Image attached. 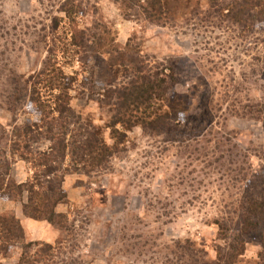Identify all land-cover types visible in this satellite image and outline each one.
<instances>
[{"label":"rangeland","instance_id":"obj_1","mask_svg":"<svg viewBox=\"0 0 264 264\" xmlns=\"http://www.w3.org/2000/svg\"><path fill=\"white\" fill-rule=\"evenodd\" d=\"M64 1L0 0L2 131L12 133L33 119L27 110L8 111L10 82L38 73L53 40L66 38L64 22L53 32L54 20L64 18ZM77 2L84 13L79 28L89 36L105 29L121 50L130 44L138 53L128 57L151 67L174 65L178 85L172 93L182 96L187 112L180 127L161 135L128 132L125 150L102 171L68 175V200L57 209L69 219L65 234L28 219L22 203L0 193V216L14 213L25 229L24 241L9 246L0 264H19L31 244L27 260L33 264H216L220 249L229 247L224 255H232L235 238L245 250L236 264H264L260 232L243 225L247 201L264 198V116L243 115L246 107L264 112V25L244 35L205 0H177L160 23L140 8L131 16L127 7L144 0ZM59 58L76 80L73 108L105 128L110 114L100 94L111 82L108 55L69 51ZM104 132L112 145L111 132ZM32 176L26 162L14 161L12 180L24 184ZM220 224L227 232L221 234ZM36 244L53 247L45 260L36 256Z\"/></svg>","mask_w":264,"mask_h":264},{"label":"trees","instance_id":"obj_2","mask_svg":"<svg viewBox=\"0 0 264 264\" xmlns=\"http://www.w3.org/2000/svg\"><path fill=\"white\" fill-rule=\"evenodd\" d=\"M203 1V0H201ZM216 16L224 22L250 35L264 25V0H205ZM136 2V1H135ZM145 5L127 7L132 14L142 10L147 19L160 23L170 14L171 5L177 0H144ZM140 8V9H139ZM127 10V9H126ZM64 18H56L53 32L66 25V38L53 40L46 61L38 73L26 78L15 76L10 82L7 109L15 114L22 110L30 112L33 119L16 127L12 133L0 130V193L23 204L24 215L33 221L46 222L65 234L69 225L68 216L57 211L68 200L64 182L68 175L82 171L90 176L105 169L111 159L121 154L128 139V132L141 128L146 134L161 135L180 127L187 109L181 102L182 96L172 93L178 85L175 66L151 67L128 45L121 50L114 39L106 34L88 35L81 30L78 20L84 16L77 0H65L61 5ZM139 14V13H136ZM70 35L68 37L67 35ZM75 56L88 51L98 55H108L109 86L100 94V103L108 108L110 118L105 128L98 127L91 119H86L72 106L76 80L68 75L60 63L59 55L68 52ZM128 51V54H127ZM131 57H128L129 54ZM14 75V73H12ZM94 85L90 89L94 90ZM243 109L245 117L260 120L264 116L261 109ZM104 130L111 132L112 145L106 142ZM7 133V134H6ZM45 145V147H43ZM26 162L33 171L32 178L19 184L11 179L14 161ZM27 195V202H24ZM244 230L260 232L264 245V198L256 197L247 201L244 209ZM221 234L227 229L220 224ZM225 237L228 236L225 234ZM223 237L222 240H225ZM25 239V229L12 212L0 216V257L7 255L8 247ZM226 239V240H227ZM244 241L232 240V255L218 252L216 264H236L242 256ZM33 244L27 245L19 264H33L30 258ZM41 247L36 256L45 260L53 247ZM7 253V254H6ZM47 253V254H46Z\"/></svg>","mask_w":264,"mask_h":264}]
</instances>
